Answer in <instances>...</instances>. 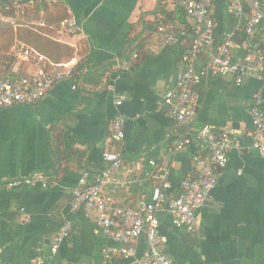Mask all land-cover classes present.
Here are the masks:
<instances>
[{
	"label": "crops",
	"instance_id": "1",
	"mask_svg": "<svg viewBox=\"0 0 264 264\" xmlns=\"http://www.w3.org/2000/svg\"><path fill=\"white\" fill-rule=\"evenodd\" d=\"M60 4L69 13L68 20L84 27L88 41L64 34L61 26L47 27L43 18L31 25L73 47V65L84 60L87 66L77 84L71 78L64 80L39 104L0 110V264H37L39 258L46 264H135L137 258H119L121 244L112 231L104 232L94 217L87 219L71 208L80 179L87 175L88 182L93 181L107 166L104 153L120 151L110 135L119 113L127 119L123 164L105 192L122 207L151 201L155 183L147 175L154 171L150 161L166 168L169 199L179 195L196 147L178 149V145L197 128L211 125L217 132H236L238 144L220 171L210 206L198 215L197 232L174 228L167 204L159 211V232L166 240L162 250L173 264H264V159L253 148L248 111L264 84V66L242 86L231 77L210 78L195 86L200 95L196 118L180 127L169 117L163 97L184 70L185 46L166 43L157 31L163 21L161 5L176 12L170 0H62ZM212 12L215 43L233 33L234 54L256 60L251 44L264 46V30L254 42L247 38L240 44L236 37L242 30L227 13L225 0H215ZM172 23L186 27L191 37L199 31L187 17L184 23L179 19ZM18 44L24 43L17 41L4 53L10 54ZM83 46L88 48L85 55L80 54ZM206 60L203 54L198 67ZM20 64L12 69L24 74L35 70L27 62L23 68ZM119 99L123 103L117 107ZM39 173L48 177L49 188L7 186L9 181ZM65 222L72 223V233L53 255L51 243ZM138 248L139 258L146 249L144 238Z\"/></svg>",
	"mask_w": 264,
	"mask_h": 264
},
{
	"label": "built area",
	"instance_id": "2",
	"mask_svg": "<svg viewBox=\"0 0 264 264\" xmlns=\"http://www.w3.org/2000/svg\"><path fill=\"white\" fill-rule=\"evenodd\" d=\"M30 4L37 1L60 3L62 0H28ZM176 7L186 13L187 18L195 21L199 31L194 37L183 27L177 28L174 23L161 21L158 33L168 44L185 46L182 56L184 70L178 75L175 85L163 97L168 108L169 117L176 125H189L197 115L200 95L195 86L210 78L231 77L237 86H242L246 79L255 77L263 70L264 46L261 43L251 44L257 52V59H241L233 52L234 34L229 33L221 43H215L216 22L212 12L215 0H170ZM226 11L237 20L238 28L244 31L250 43L254 42L259 31L264 30V0H225ZM61 31L73 38L88 41L84 27L74 19L61 24ZM10 54H16L22 61L34 66L35 70L27 72L18 79L0 77V110L20 105H37L43 101L50 91L59 83L71 78L76 65L73 59L56 63L39 52L36 48L18 44L11 48ZM206 54L207 60L198 67L200 57ZM120 67V64H119ZM74 80V79H73ZM76 89V86H74ZM116 101V106L122 105ZM249 115L253 124L251 137L253 148L264 159V84L255 93L249 107ZM127 119L118 114L111 125V140L120 151L106 152L103 155L107 166L91 182L87 175L83 176L73 191L71 208L90 219L94 217L104 232L112 231L115 241L121 244L117 251L119 258L136 259L135 264H173L162 250L166 240L160 236V219L158 213L167 204V211L172 225L177 230L188 233L197 232L198 215L208 208L211 192L217 187L220 171L229 161L230 151L238 144L236 132H217L211 125L197 128L193 135H188L179 143L178 149L195 146L196 153L191 162V169L181 183L177 197L169 199L165 191L170 188L165 167L150 161L154 171L148 178L155 183L151 201L141 200L136 208L116 206L113 196L105 192V187L115 178L122 168L123 148L126 140ZM12 189L50 186L48 177L39 173L31 177L9 181ZM73 226L65 222L51 243V252L56 255L61 245L71 235ZM144 238L146 249L139 255L138 241ZM105 256L111 259L107 250ZM113 257V256H112ZM37 264H46L43 258Z\"/></svg>",
	"mask_w": 264,
	"mask_h": 264
},
{
	"label": "trees",
	"instance_id": "3",
	"mask_svg": "<svg viewBox=\"0 0 264 264\" xmlns=\"http://www.w3.org/2000/svg\"><path fill=\"white\" fill-rule=\"evenodd\" d=\"M43 14V17H42ZM161 20L166 23H172L174 19H179L184 23L186 13L181 8H176V12L169 13L166 6L159 9ZM0 17L9 18V22L0 20V77L5 79H18L24 72L14 70L12 67L16 63H25L16 54L4 53L15 42L24 43L36 48L43 55L56 63H60L66 59L74 57L76 51L67 43H61L51 39L45 29L31 25L32 20L43 18L47 27L59 28L61 24L69 19V13L60 3H51L46 1H37L30 4L28 0H0ZM236 20V19H235ZM237 23V20H236ZM244 31H238L236 39L240 44L247 41ZM8 47V48H7ZM87 46H83L80 54H87ZM87 63L80 60L73 71V79L75 83L80 80ZM57 142L58 141L57 139Z\"/></svg>",
	"mask_w": 264,
	"mask_h": 264
},
{
	"label": "rangeland",
	"instance_id": "4",
	"mask_svg": "<svg viewBox=\"0 0 264 264\" xmlns=\"http://www.w3.org/2000/svg\"><path fill=\"white\" fill-rule=\"evenodd\" d=\"M6 52V51H5ZM66 60H68V59H66ZM70 60V59H69Z\"/></svg>",
	"mask_w": 264,
	"mask_h": 264
}]
</instances>
